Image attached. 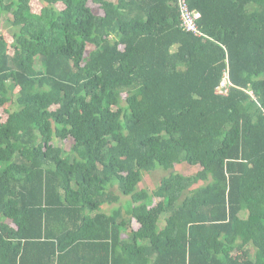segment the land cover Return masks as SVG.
<instances>
[{"label": "trees", "instance_id": "16d2710c", "mask_svg": "<svg viewBox=\"0 0 264 264\" xmlns=\"http://www.w3.org/2000/svg\"><path fill=\"white\" fill-rule=\"evenodd\" d=\"M184 1L0 0V264H264V0Z\"/></svg>", "mask_w": 264, "mask_h": 264}, {"label": "rangeland", "instance_id": "374dc122", "mask_svg": "<svg viewBox=\"0 0 264 264\" xmlns=\"http://www.w3.org/2000/svg\"><path fill=\"white\" fill-rule=\"evenodd\" d=\"M96 14H99V10L95 11ZM5 27V26H4ZM6 29H10L9 27H5ZM89 49V48H88ZM15 92V90H14ZM13 93V92H12ZM6 117V114L5 112L0 109V121H4ZM55 145L59 146L62 148L63 150V153H67L70 148H71V145H72V142H59L57 140H54ZM177 171H179V173L186 175L188 173H192V170L190 171V169L188 167H184V166H177L175 168ZM166 173L165 172H162V171H156V172H153L147 176H144L143 177V181L140 183L139 185V188H144L146 189L147 191H151L155 188V186L158 184V181L161 179V177H163ZM195 173H192L190 175H194ZM198 184L200 185H203L204 183L203 182H199ZM196 185H193L191 188H195ZM163 225V224H161Z\"/></svg>", "mask_w": 264, "mask_h": 264}, {"label": "built area", "instance_id": "2783aa9c", "mask_svg": "<svg viewBox=\"0 0 264 264\" xmlns=\"http://www.w3.org/2000/svg\"><path fill=\"white\" fill-rule=\"evenodd\" d=\"M178 3L181 7V16L180 20L182 21V27L183 29L185 28L187 31H195V20L198 18V14L191 15L187 11V6L185 4L184 0H178ZM228 87H229V82L228 78L225 75L221 83L216 89V94L219 96H226L228 94Z\"/></svg>", "mask_w": 264, "mask_h": 264}, {"label": "crops", "instance_id": "0c3cea01", "mask_svg": "<svg viewBox=\"0 0 264 264\" xmlns=\"http://www.w3.org/2000/svg\"><path fill=\"white\" fill-rule=\"evenodd\" d=\"M131 225L133 226V227H135L136 226V222H134L132 219H131ZM138 228V226L135 228V229H137ZM126 238V235L124 236V239Z\"/></svg>", "mask_w": 264, "mask_h": 264}]
</instances>
